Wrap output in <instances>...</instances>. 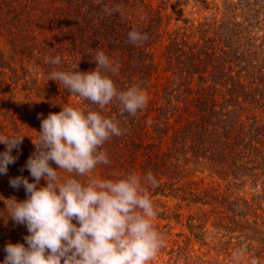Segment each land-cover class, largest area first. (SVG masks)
<instances>
[{
    "label": "trees",
    "instance_id": "obj_1",
    "mask_svg": "<svg viewBox=\"0 0 264 264\" xmlns=\"http://www.w3.org/2000/svg\"><path fill=\"white\" fill-rule=\"evenodd\" d=\"M188 2L205 4L0 0V136H24L12 153L18 159L7 175H0V264L5 244L24 243L28 235L25 226L2 211L8 199L27 198L24 188L11 187L9 180L22 175L32 182L24 166L40 130L38 114L46 117L61 106L97 108L49 80V74L94 70L99 51L116 68L115 73L105 72L117 89L139 85L148 103L135 116L122 113L116 101L104 108L102 114L119 121L123 135L105 143L110 163L98 165L90 177L115 180L125 173L143 176L151 171L159 186L146 190L157 211L161 209L159 219L171 218L168 200L187 207L211 206L220 198L216 188H199V169L229 186L258 180L264 184V35H258L264 17L259 19L257 1L239 0L228 2L220 18L213 13L210 19L181 23ZM117 6L123 15L102 12ZM133 28L148 35L142 46L129 43ZM57 55L59 65L45 62ZM5 147L0 143V152ZM175 208L179 212L182 206Z\"/></svg>",
    "mask_w": 264,
    "mask_h": 264
},
{
    "label": "clouds",
    "instance_id": "obj_2",
    "mask_svg": "<svg viewBox=\"0 0 264 264\" xmlns=\"http://www.w3.org/2000/svg\"><path fill=\"white\" fill-rule=\"evenodd\" d=\"M102 12L123 15L119 6ZM127 38L139 47L148 35L133 28ZM45 62L59 65L61 57H46ZM93 62L91 71L49 74V80L97 108L60 105L57 113L38 114L40 130L35 140L31 138L34 151L24 166L32 182L22 175L9 180L17 190L22 186L27 198L8 199L2 211L25 226L28 235L24 243L5 244L2 264H151L165 246L163 234L153 225L158 211L146 190L159 186L151 171L143 176L125 173L115 180L90 177L98 165L110 163L105 143L123 135L119 121L102 114L104 108L116 101L122 113L135 116L148 103L139 85L117 89L105 72L115 73L116 68L103 51ZM23 138L0 136L6 146L0 152V175H7L8 166L18 159L12 153ZM239 258L240 252L233 254L234 261Z\"/></svg>",
    "mask_w": 264,
    "mask_h": 264
},
{
    "label": "rangeland",
    "instance_id": "obj_3",
    "mask_svg": "<svg viewBox=\"0 0 264 264\" xmlns=\"http://www.w3.org/2000/svg\"><path fill=\"white\" fill-rule=\"evenodd\" d=\"M238 1L205 0L204 5L188 2L182 8L183 17L180 22H184V19H210L214 14L220 18L228 2ZM254 1H257L256 9L260 11L261 20L264 17V0ZM261 26L259 36L264 35V27ZM16 105L19 106L18 100ZM19 113L20 111H15V115ZM18 120L21 123L23 116ZM195 177L197 181L203 180L199 188L213 187L218 189L217 194L222 195L211 206L190 204L186 207L184 203L168 200L166 203L171 218L153 220L155 229L165 238V246L151 264H264L262 180L247 182L241 186H229L216 176L209 175L207 171L201 172V169L196 172ZM222 198H227L223 205ZM177 203L182 209L174 212ZM173 213L180 217L175 219ZM236 252H240L238 261L233 260Z\"/></svg>",
    "mask_w": 264,
    "mask_h": 264
}]
</instances>
